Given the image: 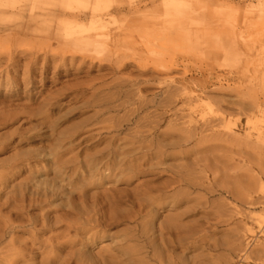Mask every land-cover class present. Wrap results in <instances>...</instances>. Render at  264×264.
<instances>
[{
	"label": "rangeland",
	"instance_id": "374dc122",
	"mask_svg": "<svg viewBox=\"0 0 264 264\" xmlns=\"http://www.w3.org/2000/svg\"><path fill=\"white\" fill-rule=\"evenodd\" d=\"M62 1L0 0V205L6 197L47 191L57 193L50 207L30 214L48 210L50 217L63 215L68 194L55 185L80 187L83 182L70 175L68 166H92L96 155L109 163L106 150L114 137L125 147L136 137L147 144L159 141L175 155L147 164L162 171L211 155L232 161L210 162L221 176L210 193L185 190L188 199L180 207L146 209L154 215L151 220L144 212L135 222L112 228L102 242L127 239L125 247L138 257L134 264H259L256 257L264 259V178L248 181L258 175L239 161L257 163L249 146L257 144L258 133L264 137V0H182L171 6L164 0H100L95 13L93 0L82 8ZM95 14L101 23L89 30ZM88 37L96 42L88 44ZM194 129L199 143L217 147L178 158L186 148L170 145L181 143ZM99 138L101 143L93 145ZM138 150L120 151L117 165H131L127 160ZM194 173L206 175L202 168ZM153 178L139 177L117 189L142 184L149 189L168 179L147 183ZM223 181L238 189L236 198L221 193ZM199 209L208 214L197 213ZM181 211L189 212L177 245L175 234L162 232L160 225ZM7 216L0 208V219ZM191 225L200 230L190 234L186 228ZM63 232L55 229L39 237ZM12 238L26 240L28 233L2 237L0 251ZM102 242L86 252L97 254ZM48 249L41 245L37 251ZM108 255L123 260L116 251Z\"/></svg>",
	"mask_w": 264,
	"mask_h": 264
},
{
	"label": "bare ground",
	"instance_id": "6f19581e",
	"mask_svg": "<svg viewBox=\"0 0 264 264\" xmlns=\"http://www.w3.org/2000/svg\"><path fill=\"white\" fill-rule=\"evenodd\" d=\"M176 1L179 2L182 0H164L163 3L165 6H171ZM197 1L202 2V0ZM61 2L63 1L61 0ZM70 2L69 5L79 8H82L84 2L91 3L89 0H70ZM101 2L100 0H93L94 13L97 11ZM95 15V17L91 18L89 30L94 29L95 26L101 23L100 17L97 14ZM63 28L66 36H68V32L70 31L68 26L64 25ZM76 28L80 32H88L87 29ZM58 30L60 29L58 28ZM45 31L50 32V27L45 28ZM92 39V37L86 38L88 44L94 41L96 42V40ZM122 64L120 63L119 66H122ZM195 123L196 121L189 119V124ZM223 128L229 129L228 126H223ZM193 132L191 136L182 139L183 141L181 143L170 145L173 148H186L185 151H180L177 154L178 158L184 159L188 155L197 153H210L217 147L215 144H205V140L203 143H199L200 140L202 142V139L197 141L196 136L199 135L196 133L197 129H194ZM200 133L202 132L200 131ZM159 135L164 138L174 137V135L167 133H159ZM87 137L82 139L84 140ZM101 139L99 138V140L94 141L92 144L101 143ZM117 139L118 137H114L107 147L106 155L109 157V163L106 161L101 163V157L96 155L93 158L92 166L84 162V165H81L78 169L75 165H70L66 168L70 175L76 178L81 176L83 182L80 187L74 186L72 183L55 185L56 190L60 192L66 191L68 194V208L64 210L63 215L50 217L48 210L38 215L30 214V211L42 210L46 205L50 207V199L57 196V193L48 195L47 191H45L43 193L33 194L32 196L19 194L4 199L0 208L7 210L8 216L6 219H0V239L7 234L10 236L12 232L16 231L27 232L28 239L20 240L12 238L0 251V264H123V262L134 264L137 262L138 257L132 254L130 249L125 247L127 239L124 243H112L108 240L102 242L104 239L110 238L109 231L119 225L135 222L136 218L142 217L144 212L145 218L147 217L151 220L154 215L151 212L148 213L146 210L151 207L154 208L163 205H168L175 209L176 207H180L183 201L188 199L184 197L186 195L185 190L197 189L203 191L205 194L210 193V191L215 189L214 179L218 178V181L221 179V176H216L217 167L210 166L212 165L210 162L214 161L228 165L232 161L227 157H214L211 155L213 158L210 157V161V158L195 159L191 164H183L180 167L167 168L165 171H162L158 168V165L147 164L150 163L151 159H159L158 161L162 162L166 158L175 157V155L164 151L166 145H161L159 141L156 143L153 140L147 144L145 138L136 137L135 141L131 143L132 146L125 147L121 146V144H116ZM218 139L214 137L212 141L216 142ZM255 139L257 144L249 146V149L257 163H253L250 160L247 161L244 158L239 161L242 164L248 163L256 171L258 175L256 179L248 177V181L252 183L264 178V146H261L262 142H264V137H262L261 133H258ZM224 142H228L227 139ZM193 143H195L193 146H189ZM158 145L161 147L158 148ZM135 148L139 149L138 153L127 160L131 165H117V154L124 151H131ZM144 148L147 150L141 152ZM240 153H243V151ZM100 155L103 156V154ZM204 162L207 164H204ZM201 168L206 175L203 177H195V170H201ZM164 172L170 175L167 176L163 174ZM211 175L213 176L212 180L210 179ZM86 176L88 178L84 180ZM147 176L154 177L152 180H148L147 183H151L152 181L156 182L164 176L168 177V179L158 184V186L149 189H142L143 184L134 186L129 190L117 189L119 185L124 184L129 186L139 177ZM225 178H228L227 174ZM226 184L225 181L222 182L223 186L220 187L221 193L236 198L235 194L238 193V189L235 187L234 189L229 188ZM89 189H96L97 192L89 194ZM261 190L264 191V188H261ZM151 192H155L156 195L149 196ZM123 206L129 207V210H123L121 208ZM188 212L181 211L173 219L166 220L160 225L162 232H167L170 235L175 234L174 236L178 241L176 243L177 245L181 244V239H179L181 229H183L181 222ZM196 212L204 215L208 214L206 209H199ZM11 217L14 218L11 219ZM27 226L31 227V229L26 230ZM60 228L64 229V232L60 235L50 236L47 239H41L39 237V235L50 233ZM186 230L190 234H194L200 228L199 226L191 225ZM147 240L144 239V241ZM97 242H102L101 244H103L99 247V252L95 255L88 254L86 250ZM149 244H151V240L146 243V247H149ZM41 245H45L49 249L44 253H40L37 250ZM74 246H79L80 248L72 250L71 248ZM66 249L71 250L66 251ZM114 251L121 253L120 257L123 258L122 261H116L114 257L108 255ZM38 256L40 259L37 261ZM106 256L109 257L107 258ZM256 260L259 264H264V259L261 256L256 257Z\"/></svg>",
	"mask_w": 264,
	"mask_h": 264
}]
</instances>
